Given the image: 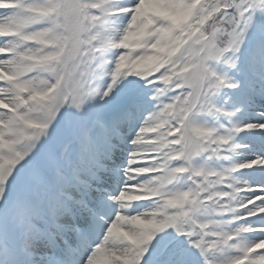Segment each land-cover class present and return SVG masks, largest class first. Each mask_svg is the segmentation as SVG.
I'll list each match as a JSON object with an SVG mask.
<instances>
[{
  "label": "snow or ice",
  "instance_id": "obj_1",
  "mask_svg": "<svg viewBox=\"0 0 264 264\" xmlns=\"http://www.w3.org/2000/svg\"><path fill=\"white\" fill-rule=\"evenodd\" d=\"M0 264H264V0H0Z\"/></svg>",
  "mask_w": 264,
  "mask_h": 264
}]
</instances>
